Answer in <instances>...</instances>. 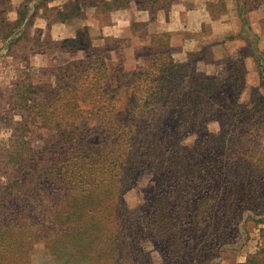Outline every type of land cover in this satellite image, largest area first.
<instances>
[{"label":"trees","instance_id":"trees-1","mask_svg":"<svg viewBox=\"0 0 264 264\" xmlns=\"http://www.w3.org/2000/svg\"><path fill=\"white\" fill-rule=\"evenodd\" d=\"M175 1L89 3L100 12L134 2L152 22ZM74 3L77 7L79 1ZM8 7L9 0H0L3 39L16 26L7 21ZM261 7L264 0H243L240 13ZM156 37L164 43L169 39L167 32ZM78 40L62 43L75 47ZM169 52L158 44L145 67L132 72L88 53L59 67L54 85L34 86L25 74L27 88H15L10 96V110L20 119L11 118L15 125L5 148L14 171L0 192V264L23 262L39 243L74 264H222L245 221L264 223L263 82L242 102L241 56L228 61L225 75L215 78ZM110 78L116 88H109ZM125 86H131L129 93ZM226 86L232 96L220 103ZM115 94L117 106L111 102ZM214 106L217 113L227 110L229 125L183 146L187 135L213 119ZM37 131L45 135L39 152L29 142ZM139 168L151 172L156 189L129 209L123 195ZM28 189L34 195L31 211L23 201ZM259 236L264 244V226ZM143 240L155 249L158 262L144 255ZM229 264H264V245L247 253L244 263Z\"/></svg>","mask_w":264,"mask_h":264},{"label":"rangeland","instance_id":"rangeland-1","mask_svg":"<svg viewBox=\"0 0 264 264\" xmlns=\"http://www.w3.org/2000/svg\"><path fill=\"white\" fill-rule=\"evenodd\" d=\"M78 1V6L74 7V0H9L11 7L6 9L5 16L8 18V22H14L16 26L12 30L13 33L5 39H3L5 35H2L0 31V192L3 191V186L9 181L8 177L14 171L8 166V156L5 150L10 146L9 137L15 125L10 120L11 118L16 121L20 119L19 115H13L10 110V102L14 100L10 96L15 88L17 92L27 88L24 79L26 73L34 86L54 85L55 74L59 73V67L67 66L71 61L83 59L89 54L96 56L95 53L132 72L142 68V66L145 67L150 59L149 56H152L151 53L158 44L162 51H170L169 55L175 60L193 65L195 71H197L198 64L211 57L210 46L186 50L182 44V38L179 36L172 37L169 33H167L169 39L164 43L162 38L156 37L163 32L150 29V25L156 20L152 22L142 20L144 15H140L141 13L138 12H145V10H140L134 2L99 12L94 4L90 5L89 0ZM19 9H21L20 13H18ZM32 11H35L32 23L24 26V20ZM81 13L85 19H81L80 22L82 23L78 25L76 34L73 37H67L74 30L73 23ZM53 30L57 33L56 35L51 33ZM77 36L79 40L75 47L70 42L62 43L64 40L74 39ZM229 50L231 54L230 59L228 58L229 61L231 59L237 60L239 56L242 57V65H244L245 70L243 81L246 88L250 90L253 87L257 88L261 81L264 84V75L259 74V71L264 72V52L253 56L256 63L253 72L249 73L245 66L243 53L236 47H230ZM161 55L165 56L164 54ZM208 68H211L210 63L207 66H201V69L207 72L211 71ZM206 71L204 72L206 73ZM225 71L226 66L224 65L218 69L215 78L224 76ZM92 86L98 90V85ZM109 86V88L117 87L114 78H110ZM99 87H102L101 84ZM122 89L129 93L131 86H125ZM230 89V86H226L224 88L225 94L222 97L214 93L213 98L217 100L218 96V102L224 103L226 96L229 98L232 96ZM259 92H263V90ZM89 95L95 96L92 93ZM247 95L244 93L241 96L246 99ZM117 97L118 94H115L114 98H110L116 106L120 103ZM15 98L17 99L16 96ZM87 101L89 99H86L82 106ZM216 111L218 110L214 106L213 119L207 120L197 130L187 135L181 144L191 146L203 135L226 128L231 119L230 115H228L227 110H222L219 113ZM44 140L45 135L38 131L37 133L33 132L29 138L30 145L38 152L44 145ZM155 189L156 181L152 179L151 172L146 168L137 169L133 177V186L123 195L125 206L129 209L140 206L145 202L146 194L153 193ZM16 190L17 187L13 186L12 191L15 193ZM33 197L34 195L29 189L23 195V201L28 211L33 210ZM22 214L29 216L27 213ZM251 216L253 218L263 217ZM263 226L264 223H256L253 220L245 221L240 238L232 246L227 247L224 254L225 260L222 261V264L239 262L237 260L242 259L243 255L253 253L259 246H263V240L259 236V228ZM20 244L21 241L19 240V242L13 243V246ZM140 245L144 255L151 263L159 261L157 252L147 240L141 241ZM72 260L60 254L56 249L39 243L32 245L29 250V257L17 264H74Z\"/></svg>","mask_w":264,"mask_h":264},{"label":"crops","instance_id":"crops-1","mask_svg":"<svg viewBox=\"0 0 264 264\" xmlns=\"http://www.w3.org/2000/svg\"><path fill=\"white\" fill-rule=\"evenodd\" d=\"M242 3L243 0H176L168 11L158 12L150 29L167 32L172 37L179 36L186 50L210 46L211 57L197 65V73L201 75L215 76L218 69L229 61L230 47H236L243 53L246 69L252 73L256 63L253 56L264 52V8L241 14ZM138 13L144 15L142 20L149 21L147 11ZM81 19H85L82 13L75 19V28L67 37L76 34L78 25L82 23ZM243 19L246 20V25ZM51 33L57 34L54 30ZM208 63L211 71L201 69V66H207ZM249 90L243 86L240 101L248 100ZM244 93L248 94L246 99L241 96ZM237 261L244 263L246 255Z\"/></svg>","mask_w":264,"mask_h":264}]
</instances>
